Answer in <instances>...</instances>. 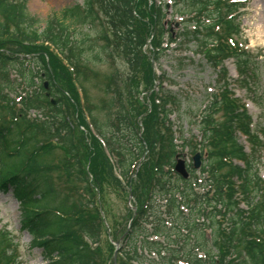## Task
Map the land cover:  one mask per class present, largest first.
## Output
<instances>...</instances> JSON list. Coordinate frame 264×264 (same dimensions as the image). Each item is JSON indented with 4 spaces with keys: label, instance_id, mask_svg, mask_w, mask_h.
<instances>
[{
    "label": "trees",
    "instance_id": "trees-1",
    "mask_svg": "<svg viewBox=\"0 0 264 264\" xmlns=\"http://www.w3.org/2000/svg\"><path fill=\"white\" fill-rule=\"evenodd\" d=\"M167 1L85 0L43 20L30 13L27 0H0V102L40 111L42 124L67 148L73 162L67 172L76 174L88 199L84 205L54 203L53 185L36 160L53 149L38 140L41 120L21 126L12 111L10 118L0 114V193L19 201L21 231L31 234L30 246L47 264H100L88 243H98L105 232L99 202L107 192L125 202L131 193L137 209L130 229L134 212L127 208L126 226L111 232L122 239L117 264H264V130L253 129L247 108L224 85V62L231 59L238 86L261 106L264 60L246 49L240 20L251 0H170V22L180 19L176 35L165 28ZM165 42L196 47L193 54L218 74V92L198 122L199 142L181 131L182 143H176L166 106L177 107V98L164 88L162 105L150 96L151 110L139 99L129 108L119 96L114 116L104 119L98 117L102 108L81 102L77 83L83 86L81 76L95 61L87 54L102 63L119 50L130 67L129 85L130 76L143 72L151 89L156 76L148 61H159ZM179 148L202 156L199 170L187 166L188 177L175 171ZM107 243L108 259L101 264H114V247ZM15 246L0 249V264H20Z\"/></svg>",
    "mask_w": 264,
    "mask_h": 264
},
{
    "label": "rangeland",
    "instance_id": "rangeland-1",
    "mask_svg": "<svg viewBox=\"0 0 264 264\" xmlns=\"http://www.w3.org/2000/svg\"><path fill=\"white\" fill-rule=\"evenodd\" d=\"M85 0H27V6L31 14L46 19L54 12H58L66 7L76 4H84ZM159 5V0H155ZM151 4V2H149ZM167 16L164 24L170 34L176 35L180 29L177 20L171 21L172 8L164 11ZM241 29L243 39L248 42L247 47L254 54L261 53V59L264 60V0H251L247 8L242 12ZM170 22V25L168 24ZM159 29V28H158ZM157 30L156 33H158ZM150 42L147 45V51L150 52ZM166 44H164V47ZM184 47L179 45H172L170 49H166L165 53L160 57L158 63L154 64V69L160 75L159 67L165 74L162 76L164 81L163 87L176 94L178 108H171L174 113L170 116V120L174 125V130L177 131V136L180 135L179 129L192 132L198 140L201 135L198 131L197 124L204 106L208 99V91H213L216 87V79L218 74L211 68L201 55L193 54L196 47L190 46V49L183 50ZM87 56L95 60L90 67L84 71L81 76L83 89L86 92V105L88 108L102 111L99 112L98 117L104 119L108 114L114 116L116 106L118 107V98L121 96L129 108L134 107L139 99L148 105L151 110L152 104L149 99L150 96L159 97L164 96L158 90L159 82L154 81V86L149 89L146 88V77L143 72L133 74L131 77V84L129 85L128 76L130 67L125 58L121 55L119 50H113L112 56H105V62H97L96 56L87 54ZM148 61V60H147ZM149 63L153 65L152 58H149ZM227 71V79L230 85L228 89L233 91L236 98L246 102L250 113L253 117L255 127L264 129V99L261 106L251 102L252 96L247 91L238 88L234 81L237 80L236 67L232 60L224 63ZM224 83V82H223ZM81 87V86H80ZM129 88L130 92H129ZM264 88V77H263ZM158 91H160L158 93ZM82 93V92H81ZM153 93V94H152ZM113 103L110 105V103ZM131 102V103H130ZM132 104V105H131ZM7 106L0 103V113H7ZM14 111L19 115L21 126L25 125L24 121H32L33 114L31 111H24L20 106L14 107ZM22 114V117H20ZM109 117V116H108ZM161 117V116H160ZM89 120V119H88ZM38 124L37 137L41 142L53 140V131H49L48 127ZM58 121L54 122L52 129L58 127ZM54 143V142H53ZM31 151L34 149L30 146ZM184 153L179 158V170L185 171L184 162L190 159L188 153ZM262 165L261 175L264 177V147L261 152ZM36 160L43 165V172L53 185V189L57 194V200H63L69 206L72 204L80 205L86 204L88 199H84L81 194L83 184L76 178L74 172H67L69 165L72 164V159L68 155L67 148L59 142L53 144V149L44 156L37 157ZM196 166L200 164L199 156L194 158ZM50 168V169H48ZM70 171V170H69ZM104 187L109 188L104 182ZM107 196L103 197L102 206L99 204V209L104 210L105 225L101 232L100 241L97 244L89 245L92 249V254L100 263L108 259L107 245L110 240V233L114 228L120 227L121 224L126 223L127 208L131 205L130 201L126 204L123 200L118 198L115 194L107 192ZM83 197V198H81ZM58 201L54 202L57 203ZM21 211L19 202L13 197L12 193H0V249L8 247L10 244L18 245L17 255L20 264H47L43 258L42 251L37 248H31V236L27 232L20 231Z\"/></svg>",
    "mask_w": 264,
    "mask_h": 264
},
{
    "label": "bare ground",
    "instance_id": "bare-ground-1",
    "mask_svg": "<svg viewBox=\"0 0 264 264\" xmlns=\"http://www.w3.org/2000/svg\"><path fill=\"white\" fill-rule=\"evenodd\" d=\"M262 28H264V26H262Z\"/></svg>",
    "mask_w": 264,
    "mask_h": 264
}]
</instances>
